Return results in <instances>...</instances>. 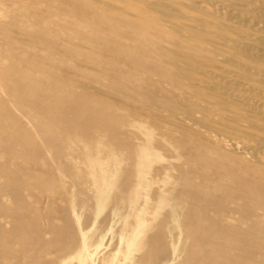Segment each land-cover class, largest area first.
<instances>
[{"label": "rangeland", "instance_id": "1", "mask_svg": "<svg viewBox=\"0 0 264 264\" xmlns=\"http://www.w3.org/2000/svg\"><path fill=\"white\" fill-rule=\"evenodd\" d=\"M61 9L0 0V126H10L0 131V264H264L257 201L227 192L235 182L226 167L242 165L138 108L153 89L174 97L177 70L159 59L156 29ZM23 63L32 91L7 70ZM140 217L147 224L133 248Z\"/></svg>", "mask_w": 264, "mask_h": 264}, {"label": "bare ground", "instance_id": "2", "mask_svg": "<svg viewBox=\"0 0 264 264\" xmlns=\"http://www.w3.org/2000/svg\"><path fill=\"white\" fill-rule=\"evenodd\" d=\"M42 1L60 10H62L61 8L71 7L84 18L97 13L98 10H102L100 16H95V19L98 17L101 22L110 19L117 22L122 20L124 23L133 24V27L148 23L151 30H153L152 28L156 29V34L158 33L157 35L160 36L157 40L159 42L156 43L160 44L156 50L159 59L162 62L174 65L177 70L174 74L172 73L171 90L173 94L169 92L174 97L168 103L167 95L164 92L152 88L151 92L141 93L145 98L141 99L138 108L152 113V116L154 115L157 118H162L161 116L165 115L172 120L173 123L171 122V124H175L180 130L184 128L189 130L190 128L197 132L202 138V148L195 145L198 147L197 149H207V151L213 149L227 154L226 158L229 156L233 161L240 163L242 165L240 170L233 163V165L229 164L227 166V163L225 165L227 166V173L233 172L231 177L235 182L234 187H230L227 192L229 194L249 195L254 201H257L255 205L257 214L264 216V0ZM103 11L107 13L104 14ZM25 34L36 35L31 30ZM143 40L141 41L143 42ZM146 50L148 51V49ZM153 52L155 53V51ZM152 63L149 64L152 65ZM23 64L25 69H17L9 65L7 70L11 72L15 79L19 78L23 81L22 85H28L31 89L33 86L29 81V71L32 70V66L29 63ZM4 69L6 70V67H3L2 70ZM189 84L191 86L197 84L204 89H192ZM96 89L99 88L96 87ZM85 91L93 92V86L90 84L85 85ZM24 94L26 95V93ZM21 96L23 95L21 94ZM26 96L30 97L28 94ZM30 101L32 102V100ZM180 104L187 107L183 108ZM1 119L3 121L0 131H7V128H5V126H8V124H5L6 120ZM186 122L188 123L186 124ZM145 135L144 138H146ZM84 148L87 149V147ZM106 148L110 150L109 147ZM88 154L92 153L88 151L87 156ZM87 158L89 157H86V160ZM151 158L152 153L146 148L143 151L140 164L148 166ZM103 161L100 157L99 159L92 157L88 163L93 168L99 166V168L105 170ZM243 165H246V167ZM243 167H245V170ZM141 173L144 177L146 170H141ZM107 179L105 174L100 176V181L103 183ZM95 180H98V177L95 176ZM107 184L110 185L109 182ZM100 194L98 196V200L101 198L100 203H98L99 208L105 204L108 197L106 189ZM146 224V220L140 217L136 229L131 231L135 232L132 233L135 238L132 239L133 248L140 244V238Z\"/></svg>", "mask_w": 264, "mask_h": 264}]
</instances>
